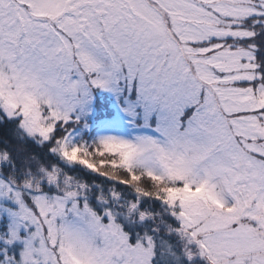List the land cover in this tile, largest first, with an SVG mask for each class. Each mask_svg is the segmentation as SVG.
<instances>
[{
	"label": "snow or ice",
	"instance_id": "1",
	"mask_svg": "<svg viewBox=\"0 0 264 264\" xmlns=\"http://www.w3.org/2000/svg\"><path fill=\"white\" fill-rule=\"evenodd\" d=\"M0 264H264V0H0Z\"/></svg>",
	"mask_w": 264,
	"mask_h": 264
}]
</instances>
